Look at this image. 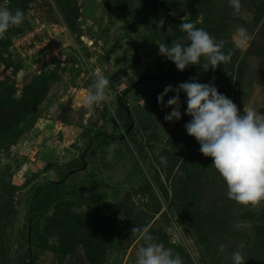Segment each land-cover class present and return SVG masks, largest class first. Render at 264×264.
<instances>
[{
	"label": "rangeland",
	"instance_id": "374dc122",
	"mask_svg": "<svg viewBox=\"0 0 264 264\" xmlns=\"http://www.w3.org/2000/svg\"><path fill=\"white\" fill-rule=\"evenodd\" d=\"M151 4L152 0H0V7L25 13L24 22L0 39V264H15L24 253L32 264H135L144 241L132 228L143 227L155 242L179 253L184 264H225L243 232L240 251L245 264H263L264 219L255 217L264 213V202L246 206L258 213L229 223L233 228L228 234L223 233L226 223H215V238L200 232L174 205L172 176L182 159L191 156L213 167L212 159L179 129L180 120H164L169 111L156 98L167 85L175 88L195 77L197 82L214 83L241 114L250 107L264 113V0H241L242 16L228 0H156L158 24L163 20L165 33L158 31L169 36V46L187 45L179 24L194 22L217 40H226L224 51L232 52L231 61L215 70L202 67L201 60V65L182 72L165 57L159 60L161 68L160 41L143 40L155 30ZM237 26L252 37L245 49L235 46ZM98 70L110 78L115 100L111 106L88 109L83 98ZM145 74L154 77L143 81ZM129 87L128 114L118 117V95ZM184 96L181 92L180 101ZM150 116L153 120L146 119ZM138 119L158 130L143 131ZM97 131L123 137L91 152L88 143ZM113 143L117 147L109 159ZM83 153L87 166L81 168ZM73 169L66 188L39 194L30 221L31 191ZM74 195L82 199L74 200ZM56 198L66 200L58 203ZM229 234L231 238L223 236Z\"/></svg>",
	"mask_w": 264,
	"mask_h": 264
},
{
	"label": "clouds",
	"instance_id": "9594fccd",
	"mask_svg": "<svg viewBox=\"0 0 264 264\" xmlns=\"http://www.w3.org/2000/svg\"><path fill=\"white\" fill-rule=\"evenodd\" d=\"M228 5L237 15H243L241 0H228ZM25 13L19 8L15 11L0 7V39H5L8 31L20 26ZM163 25V20L158 24ZM179 28L186 34L189 43L166 42L158 44L159 55L171 61L178 71L190 65H201L215 70L231 61L232 52L225 53L226 40H217L194 22H181ZM252 37L243 26L234 32L235 46L245 49L250 46ZM175 95L164 103L169 92ZM186 94V111L183 115L191 119L184 124L188 136L199 144V152L212 159V166L226 184L228 199L242 206L255 207L264 202V113L254 107L244 108L243 114L237 105L226 95L220 93L214 83H199L195 77L179 83L175 88L169 84L157 95V103L162 108L170 107L164 116L167 122L179 121L180 93ZM115 96L110 92V78L98 70L83 98V105L93 109L98 104L111 106ZM144 105V101H143ZM117 144L109 145V159ZM139 232L144 244L136 253L135 264H184L183 258L173 249L166 248L155 238L148 227L132 228ZM243 248V244L239 246ZM220 252L225 245L221 244ZM232 264H245L246 258L239 250L231 253Z\"/></svg>",
	"mask_w": 264,
	"mask_h": 264
},
{
	"label": "trees",
	"instance_id": "16d2710c",
	"mask_svg": "<svg viewBox=\"0 0 264 264\" xmlns=\"http://www.w3.org/2000/svg\"><path fill=\"white\" fill-rule=\"evenodd\" d=\"M155 3L156 0H152L151 9H150V13L152 16L151 21L152 24H154L155 26V30L153 33H150L151 34L150 37L146 35L143 36V40L145 43H151V42H155V40H159L160 43L166 42L170 44V39L167 34H164V37L159 34L158 28H160L164 33L165 31L162 26L161 27L158 26ZM155 23L157 25H155ZM157 52H158L157 62L158 65L161 66L159 60L163 56L159 55V50ZM153 77L154 75H150L141 80L148 81L150 80V78ZM135 84L136 83H133V86H135ZM130 88L131 87L123 90L122 92L123 94L121 93L118 95L117 108H116V116L118 117L128 114V108L125 105V100H126L125 94ZM167 96H168L167 100L173 97L172 95H167ZM167 100L164 101L167 102ZM181 108H183L184 111ZM181 108L180 111L182 113V117L179 122L180 125L179 129L180 128L185 129L184 124H186L191 119L189 116L183 115V113L186 111V96H184L181 99ZM164 109L168 110L169 112H171L172 110L170 107ZM136 118H144V117L138 116ZM146 119L153 120L152 116ZM160 121L163 124V120ZM138 122H139L138 125H140L143 128V131L153 130V129L156 131L158 130V128L155 127V125L151 126L149 121L143 122L142 119H138ZM125 126L128 129L129 123H127ZM122 137H123L122 134H119L116 137L112 134H108L103 131H97V133L89 140L88 148H90L91 152H95L97 149L105 146V144L112 142L116 138L119 139ZM3 138L1 137L2 140H4ZM8 139L9 137L7 138V140ZM174 160L175 162H177L178 158L175 156ZM78 163L82 164L81 168L84 167V164L85 167L87 166L84 153L81 154ZM75 171L76 169L70 170L69 172L64 174L59 180L46 181L31 191V195H33V197L30 199L31 201H29V204L27 206L30 221L33 220V217L35 215L34 208L39 194L42 191H47L49 189L57 190L58 192H60L63 188H66L68 186V182L66 181L68 175L74 173ZM162 190L161 188H159L158 192L163 193ZM171 190H172V200L174 205H176V207L178 208L180 207L179 208L180 212H182L183 215L187 216L191 221H193L195 225L198 226V228H200V232L206 234V236L210 238H212L213 236L215 238V231H216L215 223L217 222L226 223L229 227H227V230H223V233L228 234L231 232L229 228H233L229 225V223H236L237 221L239 220L241 221L243 219L250 220L251 216L255 217V213H258L256 211L249 210L248 208H246V206L239 205L236 202L228 199L226 184L223 181V179L220 177L218 172L214 171V167H211L208 161H204V160L193 161V159H191V156L184 157L182 161L178 164L177 169L172 176ZM77 198L82 199V197H78L77 195H74L72 197V199L74 200H77ZM65 200H66L65 198L54 199V201L58 203H64ZM255 219H264V213H262V216L255 217ZM204 223H208L207 226H209L206 231H205L206 226H204ZM246 228L248 229V227ZM234 234H236V232ZM242 235L243 232L241 233L239 232V236L241 240V241L239 240L240 241V244H238L239 246L242 244V239H243ZM223 236L226 238H231L230 234ZM29 237L30 235L28 236V239H30ZM263 241H262L263 243L262 249L264 250ZM239 246L230 247L229 253H231L234 250L240 251L242 248H240ZM215 250L218 251L217 248ZM260 260L264 264V255L260 258ZM224 263L232 264L231 254H229L228 257L224 259ZM15 264H32V260L30 257H28V253H24L18 256V261Z\"/></svg>",
	"mask_w": 264,
	"mask_h": 264
},
{
	"label": "water",
	"instance_id": "95a60500",
	"mask_svg": "<svg viewBox=\"0 0 264 264\" xmlns=\"http://www.w3.org/2000/svg\"><path fill=\"white\" fill-rule=\"evenodd\" d=\"M148 76H150V74L142 75V76H141V79L146 78V77H148ZM84 166H85V164H84ZM28 236H29V232H28Z\"/></svg>",
	"mask_w": 264,
	"mask_h": 264
}]
</instances>
